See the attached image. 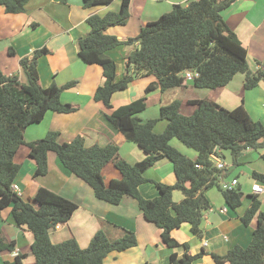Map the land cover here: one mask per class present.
<instances>
[{
    "label": "trees",
    "instance_id": "16d2710c",
    "mask_svg": "<svg viewBox=\"0 0 264 264\" xmlns=\"http://www.w3.org/2000/svg\"><path fill=\"white\" fill-rule=\"evenodd\" d=\"M112 1L83 0V3L85 8H97ZM120 1L118 11L94 13L88 17L90 30L78 39L79 55L86 62L102 66L104 81L94 97L112 109L108 114L112 124L144 150L143 160L130 163L123 159L115 142L86 146L82 136L60 142L58 131H49L41 139L27 141L25 129L40 122L47 111L68 113L76 110L73 104L61 99L62 92L75 81L64 85L53 82L48 87L41 84L38 58L49 52L45 47L36 50L32 57L20 60L28 82L21 81L18 75L5 74L0 67V210L11 206L15 223L32 232L35 264H103L111 252L134 247L137 237L130 231L111 240L100 229L85 248L75 238L53 242L51 229L67 222L78 204L46 187H40L33 200H26L12 188L21 168L16 155L22 145L29 147L30 156L36 161V176L48 173V154L54 152L68 170L92 187L99 199L119 204L125 195L134 197L145 218L161 229L162 240L173 249L172 264H195L204 254H193L188 243H179L173 232L189 223L192 233L202 236L204 215L211 207L206 191L220 185L221 170L215 166L211 154L216 149L230 150L237 159L243 149L258 150L264 146L263 123L253 120L243 105L228 109L211 99H196L190 101L195 105L194 111L184 114L182 102L177 99L161 107L159 118L143 121L138 115L147 108L148 93L157 87L165 91L183 86L188 79L184 75L187 71L197 73L193 84L202 88L225 86L237 73L245 75V89L255 88L264 81V59L259 62L261 67L255 71L250 69L247 48L222 15L235 0H190L187 4H174L169 12L142 26L140 33L128 40L107 32L112 26L126 24L131 17V0ZM27 2L0 0V5L8 13H19L26 9ZM134 42H139V46L126 56L125 73L119 77L118 65L107 52ZM148 75H155L158 82L148 85L145 95L113 108L115 92ZM159 119L167 121L161 133L155 131ZM175 138L195 149L197 158L191 159L172 146L170 142ZM164 158L174 164L177 181L172 185L157 181L159 195L145 198L139 186L149 181L146 171ZM109 162L115 164L122 177L106 184L102 170ZM253 176L264 184V173L254 172ZM175 190L184 195L178 202L173 199ZM223 195L227 204L236 209L242 204L244 192L239 187L224 188ZM249 197L251 205L242 221L248 225L257 215L253 238L247 247L236 245L226 254L213 253L217 264H264V209H260L261 201L256 194H249ZM177 248H183V252L180 254ZM15 250L16 242L8 241L0 232V252ZM26 257L18 253L4 264H23Z\"/></svg>",
    "mask_w": 264,
    "mask_h": 264
},
{
    "label": "crops",
    "instance_id": "0c3cea01",
    "mask_svg": "<svg viewBox=\"0 0 264 264\" xmlns=\"http://www.w3.org/2000/svg\"><path fill=\"white\" fill-rule=\"evenodd\" d=\"M190 0H131V17L126 24L110 27L107 32L116 35L121 40L135 38L145 24L157 19L161 14L169 12L174 4H187ZM121 1L113 0L107 6L85 8L83 0H28L26 9L19 13H8L0 5V67L7 75H18L23 82H28V76L20 60L32 57L33 53L47 48L38 58L40 82L48 87L53 82L64 85L75 81V84L65 89L61 94L64 102L71 103L76 110L68 113L47 111L44 118L25 129L27 141L43 138L49 131H58L60 142L71 141L77 136L84 137L85 145H106L115 142L119 145L120 156L130 163L143 160L146 153L136 143L129 141L116 128L108 114L107 108L94 95L104 81L103 68L97 63H89L79 55L78 39L85 36L89 30L87 19L94 13L118 11ZM229 27L234 30L248 51V64L252 71L259 67L264 59V0H235L222 11ZM139 46V42L124 43L107 53L118 65V75L125 73L126 56ZM194 78V77H193ZM193 78H188L183 86L162 91L155 88L147 94V108L139 113L143 121L159 118L163 105L179 99L182 102V112L191 114L195 105L190 103L196 99H211L228 109L243 105L251 118L264 125V81L252 89H245V75L237 73L225 86L217 88L196 87ZM153 82H158L155 75H148L134 80L128 88L117 91L112 96L113 108L129 103L145 95V90ZM167 122L159 119L155 131L165 130ZM172 146L190 157L197 158V151L188 147L180 140L172 139ZM193 149V150H192ZM262 150V151H260ZM259 151V152H256ZM258 153V160L255 158ZM225 167L221 170L220 185L206 191L211 207L205 212L202 222L203 233L198 236L192 233L189 223H184L173 232L179 243H188L193 254L204 252L195 264H217L212 254L223 255L236 245L247 247L258 225L257 215L246 225L242 221L248 207L251 205L252 185L256 182L253 173H264V146L258 150L243 149L237 159L230 150H220ZM16 161L21 164L14 184L16 190L26 200H33L40 187L53 190L78 204L77 209L67 222L58 224L51 229L53 242H61L75 238L83 248L87 247L93 235L100 229L104 230L111 240L119 239L126 232L133 231L137 244L124 251H114L106 256L103 264H172L170 255L173 251L161 237V229L148 221L138 201L125 195L119 204H111L96 197L92 187L80 177L68 170L56 153L48 154L49 170L45 175L36 176V161L30 156L29 147L22 145L16 155ZM216 164L217 160H213ZM106 184L112 179H119L122 173L113 162H109L102 170ZM149 181L139 186V191L145 198H155L159 195L157 181L175 184L177 176L174 164L167 158L161 159L146 171ZM234 179L238 182L232 187L244 191L241 206L231 208L223 195L224 185H230ZM254 194V193H253ZM247 195V196H245ZM264 209V193L256 194ZM180 190L173 192L174 201L183 198ZM0 232L8 241L16 242V250L1 251L0 264L5 260H13L16 254L23 253L27 257L23 264H34L31 245L33 234L25 227L18 226L12 215L11 206L0 210ZM180 254L183 248H177ZM230 264V263H225Z\"/></svg>",
    "mask_w": 264,
    "mask_h": 264
},
{
    "label": "built area",
    "instance_id": "2783aa9c",
    "mask_svg": "<svg viewBox=\"0 0 264 264\" xmlns=\"http://www.w3.org/2000/svg\"><path fill=\"white\" fill-rule=\"evenodd\" d=\"M259 67H261L259 65ZM185 77L186 78H193L195 76H197V73L194 72V71H187L185 74ZM220 150L219 149H216V151H214L212 154H211V158L213 160H217L215 166L218 168V169H223L225 167V163L221 157V155L219 154ZM198 167H200V165H197ZM238 182L237 179H234L232 181V183L230 185H224V188H232L233 185H236ZM12 188L14 190H17L18 189V186L16 184H13L12 185ZM252 192L254 194H263L264 193V185L260 184L259 182H256L252 185Z\"/></svg>",
    "mask_w": 264,
    "mask_h": 264
},
{
    "label": "rangeland",
    "instance_id": "374dc122",
    "mask_svg": "<svg viewBox=\"0 0 264 264\" xmlns=\"http://www.w3.org/2000/svg\"><path fill=\"white\" fill-rule=\"evenodd\" d=\"M164 121H166V120H164ZM166 122H167V121H166ZM176 140H178V139H176ZM192 150H193V149H192ZM260 151H262V150H260ZM256 152H259V151H256ZM256 154H258V153H255V156H256L255 158L258 159L259 157H258V155H256ZM258 160H260V159H258ZM243 192H244V191H243ZM245 196H247V195H245ZM33 259L35 260V257H32V260H33ZM29 263H30V262H27V264H29ZM34 264H35V263H34Z\"/></svg>",
    "mask_w": 264,
    "mask_h": 264
}]
</instances>
